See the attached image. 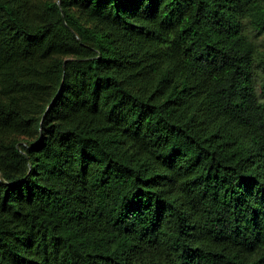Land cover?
I'll use <instances>...</instances> for the list:
<instances>
[{"label":"trees","instance_id":"1","mask_svg":"<svg viewBox=\"0 0 264 264\" xmlns=\"http://www.w3.org/2000/svg\"><path fill=\"white\" fill-rule=\"evenodd\" d=\"M264 0H0V264H264Z\"/></svg>","mask_w":264,"mask_h":264},{"label":"rangeland","instance_id":"2","mask_svg":"<svg viewBox=\"0 0 264 264\" xmlns=\"http://www.w3.org/2000/svg\"><path fill=\"white\" fill-rule=\"evenodd\" d=\"M259 40H260V42H261L262 44H264V35L261 36Z\"/></svg>","mask_w":264,"mask_h":264}]
</instances>
